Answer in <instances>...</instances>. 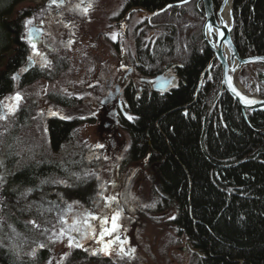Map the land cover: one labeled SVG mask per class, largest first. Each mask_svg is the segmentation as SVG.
I'll list each match as a JSON object with an SVG mask.
<instances>
[{"label": "trees", "instance_id": "trees-1", "mask_svg": "<svg viewBox=\"0 0 264 264\" xmlns=\"http://www.w3.org/2000/svg\"><path fill=\"white\" fill-rule=\"evenodd\" d=\"M24 1L29 0H0V100L17 86L13 74L27 51L24 20L33 9L16 8ZM128 1L130 6H143L149 11L167 8L153 21L158 29L154 49L143 47L138 52L143 67L151 65V75L168 68L176 78V84L163 94L151 92V97L145 98L143 90L135 100L128 99V110L134 115L132 121L124 122L132 140L126 152L128 159L135 162L149 152L157 163L159 180L151 200L164 197L167 205L177 206L174 222L197 252L191 264H264V111H246L244 117L236 102L221 89L217 62L197 89L200 74L212 57L202 39L201 2L179 5L180 0ZM220 1L213 3L217 6ZM232 17L231 38L240 57L264 55V0H233ZM259 65L264 62L251 63ZM255 76L264 99V74ZM36 77V69L28 71L20 83L35 81ZM66 118L69 120L48 122L53 148L74 134L76 118ZM72 161H65V165ZM9 167L14 172L7 176L0 193V233L3 240L5 235L15 237L17 244L10 242L17 251L0 240V264H33L26 258L24 246L38 238L47 246L54 243L52 232L45 236L39 233L44 225H39L38 214L29 204L34 201L30 197L38 195L36 188L41 187V177L48 175V168L32 162L18 169L14 164ZM91 182L58 185L56 194L62 192L64 197L65 193L90 206ZM28 189L33 192L22 198L20 194ZM40 196L43 201L45 196ZM46 248L36 249L35 257H30L41 263ZM75 253L72 258L80 257Z\"/></svg>", "mask_w": 264, "mask_h": 264}, {"label": "rangeland", "instance_id": "rangeland-1", "mask_svg": "<svg viewBox=\"0 0 264 264\" xmlns=\"http://www.w3.org/2000/svg\"><path fill=\"white\" fill-rule=\"evenodd\" d=\"M89 2L92 8L85 15L83 7ZM125 2L126 0H84L79 8L76 5L80 4V0H70V4L66 2L63 8H57L55 5L49 7L50 0H29L17 5V9L26 7L33 9V13L25 20V24L32 20V24L25 27V34L27 28L38 19L43 20L41 23L44 24V34L47 37L44 39L46 47L42 48L41 52L49 64L43 66L44 61L40 56L35 78L37 83L27 87L19 82L20 85L18 84L0 100L4 104H14L15 101L10 98L17 92L23 97L15 116H10L7 121H0V161H3L4 165L0 167V174L7 177V174L14 172L9 170L11 164H14L16 169L31 162L44 166L45 170L48 168L49 171H46L48 175L43 174L41 187L36 188V193L45 194V200L49 199L46 197L48 193L52 194V198L59 201L58 204L55 203L58 214L62 209L67 211L65 202L74 204V212L106 214L108 209L103 207L104 201L99 193L103 192L106 196L117 195L119 207L122 209L119 220L122 228L119 229V234L122 237L121 241H124L122 247L127 253L117 254L122 260L126 259V262H120L121 264H190L193 253L186 244L181 245V242L179 245L176 244L179 239L170 221L162 218L158 223L157 219L143 217L144 214L136 210L151 204L154 176L150 172H145V165L128 159L126 154L130 138L128 133L116 129V133L111 135L107 132L109 128L105 125L103 117L97 118V121L92 119L98 108L103 111L98 95L101 81L116 79L118 71L121 76L120 70L117 69L118 53H108V43L104 44L100 32L109 26L108 29L121 24L122 27L124 25L133 27L139 22L140 28L146 27L151 30V34L154 33L151 37L158 35L157 27L148 28L143 18L148 15L153 23L154 16L164 12V9L160 12L149 10L140 12L125 7ZM122 15L124 16L121 17ZM64 23H68L70 27H65ZM189 23H192V20ZM34 27H37V24ZM69 39L75 41L70 47L66 46ZM259 72L264 74V65H243L235 74V79L245 92L260 97L255 76ZM53 93L57 96L54 97ZM61 95L71 100L73 105L70 110L64 109V105L60 103L62 100L58 96ZM92 99L94 103H91ZM51 112L76 118L73 136L66 142H60L58 148L52 147L49 126H46L47 117L52 114ZM98 144L103 147L97 148ZM10 153L12 155H8ZM72 159L78 163L74 165ZM67 160L72 161L68 166L65 165ZM90 179L93 186V194L89 198L92 202L90 206H85L78 198L67 196L65 193L63 197L62 192L54 195L57 185L64 186L55 181L86 183ZM46 183H51V186ZM128 194L135 199L129 198ZM2 201L0 194V203ZM72 216L73 213H69L66 217ZM8 229L11 230V227ZM4 239L0 233V240L12 251L14 249L17 251L15 245L10 242L11 240L17 244L15 237L9 239L5 235ZM118 246H121L119 242L115 246L117 252ZM131 249L135 251L131 252ZM53 250H58L59 254ZM53 250L49 252L50 257L45 264L50 260L52 264H59L61 258H67L60 255H65L70 248L61 242Z\"/></svg>", "mask_w": 264, "mask_h": 264}, {"label": "bare ground", "instance_id": "bare-ground-1", "mask_svg": "<svg viewBox=\"0 0 264 264\" xmlns=\"http://www.w3.org/2000/svg\"><path fill=\"white\" fill-rule=\"evenodd\" d=\"M190 1H192V0H187V2H190ZM193 1H199V2H201V5H202V8H203V22H202V24H201V34H202V26H203V23H204V21H205V13H204V7H203V1L202 0H193ZM213 2V1H212ZM221 2H222V0L219 2V4H217V6H215V4L213 3V7H214V9L215 10H217L218 8H219V6H220V4H221ZM129 1L128 0H126V2H125V7H128V6H130L129 4ZM184 3H186L185 2V0L183 1V0H180L179 1V5L180 4H184ZM127 5V6H126ZM144 8L145 7H143V6H138L137 7V9L136 10H140V12H143V10H144ZM229 8H230V6L227 4L225 7H224V9H223V11L221 12V16L228 22L229 21ZM162 9H167L166 7H164V8H162ZM160 12L161 10H159V9H157V10H155L154 12ZM153 12V13H154ZM160 14V13H159ZM155 15H156V13H155ZM30 15H28L27 17H29ZM158 16V15H157ZM155 17V19L157 18L156 16H154ZM144 20L143 21H145L146 22V26L149 28H153L155 25L149 20V17H148V15L147 16H145L144 18H143ZM154 19V20H155ZM26 24H25V20H24V29H25V26ZM116 27V26H115ZM214 31H215V29H214V27L212 26V30L211 31H209V28H208V26L206 27V29H205V37L209 40V41H211V39L213 38V40H212V45L213 46H215L216 47V38H215V36H214ZM26 36V37H25ZM155 37V36H154ZM154 37H152V39L154 38ZM202 39H203V37H202ZM24 40H25V45H26V50H27V48L28 49H32V48H30V46H28V31H27V33L25 34L24 33ZM157 42V39L155 40V43ZM150 45L148 46L149 48V51H152L154 48H153V42H151L150 41ZM203 43L205 44V42L203 41ZM145 42L144 41H141V42H136L135 43V45H134V48H136V49H138V50H140L141 48H145ZM235 46V45H234ZM209 48V47H208ZM212 52V51H211ZM223 54L225 55V56H229V52H228V50H226L225 49V51L223 52ZM25 56H27V51H26V54H25ZM212 56H213V53H212ZM34 57V59L36 60V62H37V58H35V56H33ZM212 58V57H211ZM211 60V59H210ZM210 60H209V62H210ZM171 62V61H170ZM208 62V63H209ZM23 63V62H22ZM21 63V64H22ZM167 64H170L169 62L167 63ZM208 65V64H207ZM212 65H213V63L211 64V67H210V70L209 71H206L203 75H202V73L200 74V77H201V79H200V77H199V81H198V86H197V89H199L200 88V86L202 85V82H203V80H204V75L206 74V73H208V74H210V72H211V69H212ZM147 67H145L147 70H149V68H151L150 66V64H147L146 65ZM167 66V65H166ZM20 67H21V65H20ZM20 67L18 68V70L13 74L15 77H17L16 79H15V83L18 85L19 84V82H20V80H21V69H20ZM206 68V67H205ZM167 71H170L168 68H166V69H164L163 71H161V72H158V73H155L154 75H152V78H151V82L154 80V78H156L158 75H161V76H163V78H169V77H173V81H172V84L170 85V86H168L165 90H163V91H156V90H153V88L152 89H148V88H146L145 87V95H143V96H145V98H150L151 97V95H152V93L151 92H159V93H161V94H163V93H165L166 91H168L169 89H171L173 86H174V84H176L175 82H176V78H175V76L173 75V73H172V71H171V73L170 72H167ZM229 72L231 73V75H232V77L234 78V80H236L235 79V74L237 73V71H235L232 67L230 68V70H229ZM33 82V81H32ZM32 82H23V85H27V87H30V86H32L33 84L35 85L36 83H37V81H35L34 83H32ZM221 83V82H220ZM153 84V83H152ZM221 86V85H220ZM238 86H239V88H241V90L243 89L242 87H241V85L238 83ZM99 87V86H98ZM107 87H110V85H109V83H108V81H101V88L100 89H98V95H100V102L102 103V95L104 94V93H106V91H107ZM223 87L221 86V89H222ZM224 89V88H223ZM100 91H103V92H100ZM198 91V90H197ZM224 91H225V89H224ZM243 91H245L244 89H243ZM227 93V92H226ZM228 94V93H227ZM229 95V94H228ZM53 96L54 97H56L55 96V93H53ZM58 97H60V99L62 100V102H64V103H66L65 104V108L64 109H71L72 108V102H70L71 100L68 98V97H64V96H58ZM136 98V97H135ZM47 99V101H48V98H46ZM72 99V98H71ZM233 99V98H232ZM132 100H135L134 98H132ZM234 100V99H233ZM235 101V100H234ZM236 102V101H235ZM91 103H94V101H93V99H92V102ZM126 103H128V99L126 100ZM237 104V103H236ZM60 105V104H59ZM94 112V111H93ZM52 114H50V116L49 117H47V120H46V126H48V122H49V120L50 119H58V120H61L62 118L61 117H64V116H61V114L60 113H56V112H51ZM53 113H55V114H53ZM244 117H246V112H244ZM66 118V117H65ZM65 118H63L62 120H69V119H65ZM138 163H141V164H143V165H145V167H144V170H145V172L147 173V172H150V174H153V176H154V179H153V185H154V187L155 188H157V184H158V180H159V178H158V176H157V163L156 162H154V161H152V159H151V157H150V153L148 152V153H143L140 157H139V160H138ZM140 164V165H141ZM152 172V173H151ZM149 174V175H150ZM9 174H7V176H8ZM6 179H7V177H5ZM49 182V181H48ZM51 182V181H50ZM47 185H49V186H51L50 184L51 183H46ZM48 187V186H47ZM56 189H58V185L56 186ZM57 192H55L54 193V195L56 194ZM59 193V192H58ZM44 196H45V194H44ZM48 196V197H47ZM46 197L47 198H49L48 200H43L42 201V196H40V195H32V197H30L32 200H34V201H31L29 204L31 205V209H33L34 210V212H36L37 214H38V223H39V225L41 226V225H44V227H43V229L39 232V233H41L42 232V234H43V236H45V235H47V233H49V234H51V232L52 233H56V235H53V238H52V243H53V241H57V242H54L53 244H50L49 246H47V248H46V254H44L43 255V260L41 261V263H39L38 261H36L35 259H32L31 257H30V255H31V253H32V251L35 249H39L40 247H39V245L40 244H43V242H42V239H40V238H38V239H36V241L34 242V243H31V244H29V246H27V254H26V258H28L30 261L32 260L33 261V264H45L48 260H49V257H50V254H49V252H50V250L52 249V248H55L56 246H58V245H60V243L61 242H59L61 239H62V243H64V244H68V241H67V238L66 237H64V238H60L59 237V233H60V231H61V229L62 228H67L69 225H71V223H72V217H65V219H67L68 220V225H65V224H63L62 222H61V220H60V214H58L57 212H56V207H54L55 205H57L58 203H59V201L57 202V200L56 199H54V198H52L53 196H52V194H49V195H47ZM127 196H129V198H132V199H135L133 196H131V194H128ZM39 198V199H38ZM52 198V199H51ZM62 198V197H61ZM61 198H60V200H61ZM157 201H155V200H153V201H150L151 202V204H146L145 206H143V207H141V209H138V208H136V210L137 211H139L140 213H142V214H144L143 215V217L145 216H148V218H151V219H157V221H158V223L160 222V220L159 219H162L163 218V220L165 219V221H170V225L171 226H173L174 227V229H175V232H176V234H177V237H178V239H179V241H177L176 242V244H178L179 245V242H181L182 244L181 245H183V244H186L188 247H189V250H190V252L191 253H193L192 254V259H191V261H190V264L192 263V260H193V257H194V255L197 253L196 252V249L192 246V244H191V242L189 241V240H187L186 239V237H185V235L184 234H182V229L180 228V227H178L176 224L177 223H175L176 222V218H177V206L175 207L174 206V204H169V205H167L163 200H164V197H162V198H157L156 199ZM171 201V200H170ZM57 202V204H55ZM174 220H175V222H174ZM156 221V222H157ZM134 224H136V222L135 221H132ZM138 222V221H137ZM132 223V224H133ZM157 223V224H158ZM58 228V229H57ZM73 235H76V233H73ZM122 239V237H121V235H120V240ZM80 243L81 244H83L84 245V248L85 249H87V250H84V249H70V251H67V253L66 254H68L69 255V259H68V262L66 261V259H63V258H61L60 260H61V262H62V264H121L120 262H126V259L125 260H122L121 258H119V256L117 255V253H113V255H111V256H106V255H104L103 254V252H101L100 251V245H97L96 243H95V241L94 240H91V239H82L81 241H80ZM66 246V245H65ZM68 247V246H67ZM183 247H181V249H182ZM185 248V247H184ZM41 250V249H40ZM53 250V249H52ZM58 250H59V248H58ZM58 250H53V251H58ZM93 250H96L97 251V253L98 254H96V255H93L92 254V251ZM75 252H78L79 253V255H80V257H73L72 258V256L73 255H77ZM58 254H59V251H58ZM48 255V256H47ZM67 255V256H68ZM47 256V257H46ZM60 256H63V257H67V256H65V255H60ZM61 262H59V264H61ZM124 264V263H123Z\"/></svg>", "mask_w": 264, "mask_h": 264}, {"label": "snow or ice", "instance_id": "snow-or-ice-1", "mask_svg": "<svg viewBox=\"0 0 264 264\" xmlns=\"http://www.w3.org/2000/svg\"><path fill=\"white\" fill-rule=\"evenodd\" d=\"M68 2L70 4V0H50L49 7L52 5H55L57 8H63L65 6V3ZM187 2V0H185ZM84 0H80V4H77L76 7L79 8L83 5ZM92 8L91 2L87 4L86 7H83V14H87L89 9ZM62 15V14H61ZM32 24V20H28L26 22L27 25ZM65 27H70L68 23H64ZM209 31L212 30V25L208 26ZM43 35V32L41 28L33 27L30 28L28 31V43L30 44L33 55L41 56L43 58V66H48L49 61L43 57V54L41 53L40 49L38 48V43L40 42L41 36ZM74 35V33H73ZM117 34L112 35V39H116ZM221 38L223 37V33H220ZM73 43H75L74 40L69 39L67 41L66 46H71ZM32 57H29V60H31ZM17 77L13 76V80H15ZM233 93L240 98V100L245 104H253L256 103V101L249 100L242 96L239 92L236 91V89L231 85L229 80L228 85ZM11 100L15 101L14 104H4L3 102H0V121H7L10 116H15L16 112L19 110V102L23 99V97L20 95L19 92H17L13 97L10 98ZM55 114V113H53ZM62 119L65 117H61ZM129 120L134 119L133 117L129 116L127 117ZM97 148H102L103 145L98 144L96 145ZM3 161H0V167H3ZM5 174H0V189L3 188V185L6 183ZM56 183H62L65 187H69L68 183L66 181H55ZM32 189H28L25 192H22L20 195L22 198H26L28 194H30ZM106 191V189L104 190ZM100 198L104 201L103 207L108 209V212L106 214H97L93 212L88 211H78L74 212V204L73 203H67L65 202V206L67 211L65 212L63 209L60 213V220L63 224L68 225V220L65 219V217L69 213H73L72 216V223L67 228H62L59 237L60 238H67L68 244L67 246L70 249H84V245L80 243L82 239H91L94 240L97 245H100V251L103 252L106 256H111L113 253L117 254H127L122 247V244L124 241L120 240V234L119 229L122 228V225L119 223L121 211L122 209L119 207V200L117 198V195H104L103 192L99 193ZM78 203V202H76ZM56 207V206H54ZM2 210V209H0ZM98 222V223H93ZM28 223H31L34 227H39V225L36 224L35 221H29ZM13 232H15V229H13ZM73 233H76V235H73ZM53 235H56V233H53ZM57 242V241H53ZM62 242V239L59 241ZM117 242L120 243L121 246L119 247V251L117 252ZM39 247L41 249H44L47 247L46 244H40ZM135 249H131V252H134ZM93 255L98 254L96 250L92 251ZM33 257L36 255V250L34 249L31 253ZM68 254H65L67 256ZM48 264H52L51 260L48 262ZM62 264V262H61Z\"/></svg>", "mask_w": 264, "mask_h": 264}, {"label": "flooded vegetation", "instance_id": "flooded-vegetation-1", "mask_svg": "<svg viewBox=\"0 0 264 264\" xmlns=\"http://www.w3.org/2000/svg\"><path fill=\"white\" fill-rule=\"evenodd\" d=\"M137 7L138 6H128L130 10H136ZM143 11H147V9L144 8ZM123 16L124 15L121 17ZM41 21L43 22V20L38 19V21L35 22L31 27L27 28L28 31L30 28H33L35 24H37L38 28H41L43 35L41 36L40 42L38 43V48L40 51L42 48L46 47L44 39L47 37L44 34V24L41 23ZM138 25L139 22L138 24H134L133 27H125V25L122 27L121 24L120 26H112L110 29H108L110 27L109 26L106 30L100 32L102 33L101 38L103 39L104 44L108 43V53H118L117 56L119 58L117 69L120 70L121 76H119L120 73L118 71L116 79L110 78L108 80L110 87H107L106 93L102 95L101 104L103 111L101 108H98V111L93 115L92 119L97 121V118L103 117L105 120V125L109 128L107 132L111 133V135L112 133H116V129H121V131L127 133L124 127V122L133 120H129L127 118L129 116L134 118V115L128 110L126 100L130 97L135 99L137 95L142 94V91L145 90V87L152 89V75L150 71L147 70L145 66L143 67V65L140 63L139 50L134 48V45L136 42L144 41L146 43V48L151 44L150 41L153 42V40H155V37L152 36L154 37L152 39L151 35H153V33L151 34V30L147 29L146 27L140 28ZM113 34H117L115 40L111 38ZM126 42H128L127 45L125 44ZM27 44L30 46L29 43ZM33 56L38 59L37 62ZM29 57H32V59L29 60ZM40 58V56L33 55L32 49L27 48V56H25V59L20 67L21 75L23 76L28 71L35 69L37 70V63H39L38 61ZM131 145L132 140L129 138V145L126 148V152L129 150ZM135 162L138 163V160Z\"/></svg>", "mask_w": 264, "mask_h": 264}, {"label": "water", "instance_id": "water-1", "mask_svg": "<svg viewBox=\"0 0 264 264\" xmlns=\"http://www.w3.org/2000/svg\"><path fill=\"white\" fill-rule=\"evenodd\" d=\"M203 1V7H204V13H205V21L202 26V37L205 44L209 47V49L212 51L213 56L202 72V75L210 70L211 64L213 62H218L219 64V70H220V77H221V86L225 89V91L229 94L231 98H233L237 105L240 107L241 111H264V99L257 96V95H251L243 89L239 88L238 82L234 80L231 73L229 72L230 68L232 67L235 71H239L241 66L248 65L253 62H264V55H254L250 57L242 58L240 57L236 47L233 44L232 38H231V30L233 26V17H232V3L233 0H222L219 8L217 10L213 7L212 0H202ZM229 5V21L227 22L222 16L221 12L223 11L224 7L226 5ZM212 25L215 29L214 36L216 38V47L212 45V40L209 41L205 37V29L207 26ZM29 31V30H28ZM220 33H223V37L221 38ZM228 50L229 56H225L223 52ZM201 79V77H200ZM229 80L231 85L236 89L237 92H239L242 96L249 100L256 101V103L253 104H245L243 103L238 96H236L232 89L228 86ZM173 77L169 78H163V76L158 75L154 80L152 81V88L156 91H163L168 86L172 84Z\"/></svg>", "mask_w": 264, "mask_h": 264}]
</instances>
